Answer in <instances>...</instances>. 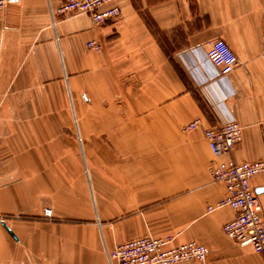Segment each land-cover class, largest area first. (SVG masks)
<instances>
[{
    "label": "crops",
    "instance_id": "0c3cea01",
    "mask_svg": "<svg viewBox=\"0 0 264 264\" xmlns=\"http://www.w3.org/2000/svg\"><path fill=\"white\" fill-rule=\"evenodd\" d=\"M64 1L0 8V264H107L145 236L207 247L180 264H264L223 232L234 210L207 212L225 196L212 163L264 159V0H116L117 19L52 24ZM215 39L237 59L226 78L205 57ZM228 115L241 138L213 156L204 131Z\"/></svg>",
    "mask_w": 264,
    "mask_h": 264
},
{
    "label": "built area",
    "instance_id": "2783aa9c",
    "mask_svg": "<svg viewBox=\"0 0 264 264\" xmlns=\"http://www.w3.org/2000/svg\"><path fill=\"white\" fill-rule=\"evenodd\" d=\"M20 0H0V8L7 4H17ZM116 0H65L58 7L49 9L54 18L75 14H88L96 24L117 19L121 11ZM85 48L98 51L99 44L90 41ZM208 64L215 70V77L226 78L237 66V59L230 47L222 39L213 40L205 53ZM264 62V41L259 54ZM195 120L182 128L187 132L196 127ZM204 138L213 156L229 155L241 138V127L234 117L228 115L224 120L205 129ZM209 174L213 181L224 185L225 196L207 212L228 207L234 210L233 218L223 226V232L238 246H250L257 253L264 252L263 207L253 191L250 181L257 175H264V159L235 162L228 159L212 163ZM9 183V182H8ZM0 183V188L8 185ZM50 216V210L44 212ZM171 237H139L127 240L106 249L107 264H180L183 262H204L209 251L206 246L194 241L173 245Z\"/></svg>",
    "mask_w": 264,
    "mask_h": 264
},
{
    "label": "rangeland",
    "instance_id": "374dc122",
    "mask_svg": "<svg viewBox=\"0 0 264 264\" xmlns=\"http://www.w3.org/2000/svg\"><path fill=\"white\" fill-rule=\"evenodd\" d=\"M75 15H78V14H75ZM88 42H90V41H88ZM93 42H95V41H93ZM87 43V42H86ZM85 43V44H86ZM97 43V42H96ZM98 44V43H97ZM99 46H100V44H99ZM100 48H101V46H100ZM86 49V48H85ZM87 50V49H86ZM100 50V49H99ZM98 50V51H99ZM87 51H91V50H87ZM92 52H97V51H92ZM0 162H3V163H5V165H7L8 167V169H11V170H13V167H14V162L13 161H10V158H6V159H4V160H1ZM9 181H4L3 183H8ZM7 187V185L6 186H4L3 188H0V189H4V188H6ZM46 211V210H45ZM44 211V212H45ZM51 215V214H50ZM44 216H45V214H44ZM45 217H50V216H45ZM146 237V236H145ZM150 237V236H149ZM154 238V237H153ZM123 243V242H122ZM106 261H107V259H106Z\"/></svg>",
    "mask_w": 264,
    "mask_h": 264
},
{
    "label": "water",
    "instance_id": "95a60500",
    "mask_svg": "<svg viewBox=\"0 0 264 264\" xmlns=\"http://www.w3.org/2000/svg\"><path fill=\"white\" fill-rule=\"evenodd\" d=\"M261 192H264V188H262V189H260V190H257V191H255V194H259V193H261Z\"/></svg>",
    "mask_w": 264,
    "mask_h": 264
}]
</instances>
